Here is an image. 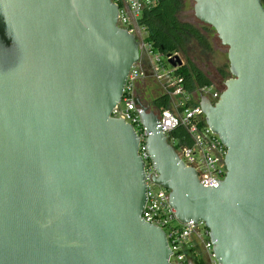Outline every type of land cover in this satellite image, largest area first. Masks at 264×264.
Wrapping results in <instances>:
<instances>
[{"label": "water", "instance_id": "95a60500", "mask_svg": "<svg viewBox=\"0 0 264 264\" xmlns=\"http://www.w3.org/2000/svg\"><path fill=\"white\" fill-rule=\"evenodd\" d=\"M193 2L227 48L218 100L199 99L225 176L203 186L138 97L152 179L177 220L204 222L218 264H264V4ZM118 13L113 0H0V264H169L163 230L141 215L139 138L110 115L130 68L150 74Z\"/></svg>", "mask_w": 264, "mask_h": 264}, {"label": "built area", "instance_id": "2783aa9c", "mask_svg": "<svg viewBox=\"0 0 264 264\" xmlns=\"http://www.w3.org/2000/svg\"><path fill=\"white\" fill-rule=\"evenodd\" d=\"M113 1L119 5L118 26L126 28L137 36L140 41V53L147 60V71L150 73L146 76L141 64L136 63L130 68L120 101L110 114L131 124L139 138L138 153L143 161L146 184L142 218L145 222L163 230L171 252L169 264H188L189 260H194L200 255L199 248L208 258L205 262L218 264L214 259L209 230L204 222L177 220L170 205L169 189L152 179V176L156 178L159 174L147 151L145 143L147 135L135 100L139 97L144 105H149L138 92V87L144 79L151 77L161 86L163 93L170 98V105L164 109L154 110L160 128L182 162L194 168L201 184L208 186L220 182L225 176L227 147L218 134L210 130L206 124L199 99L201 96H206L215 102L222 89L211 83L189 90L185 86L183 76L177 73V67H172L168 63L167 54L153 50L151 44L145 40L146 31L139 25L138 18L144 9L154 6L159 0ZM163 57L170 65L169 68L165 67ZM179 126L186 130L190 143L182 142L181 138L171 135V132Z\"/></svg>", "mask_w": 264, "mask_h": 264}, {"label": "trees", "instance_id": "16d2710c", "mask_svg": "<svg viewBox=\"0 0 264 264\" xmlns=\"http://www.w3.org/2000/svg\"><path fill=\"white\" fill-rule=\"evenodd\" d=\"M184 1L159 0L154 6L142 11L138 23L145 29V40L151 44L153 50L162 54H182L185 57V63L177 67L176 70L178 74L183 76L185 86L189 90H193L198 86L211 84L212 82L191 61L190 43L194 41L204 50H210L211 45L206 36L193 24L180 20L179 13L184 6ZM262 2L264 4V0ZM219 74L222 78H226L228 71L221 68ZM149 105L153 110L164 109L170 105V98L167 94L160 93L153 97ZM171 135L181 138L182 142L190 143V138L182 126L174 129ZM194 262L202 264L201 261L196 259H194Z\"/></svg>", "mask_w": 264, "mask_h": 264}, {"label": "rangeland", "instance_id": "374dc122", "mask_svg": "<svg viewBox=\"0 0 264 264\" xmlns=\"http://www.w3.org/2000/svg\"><path fill=\"white\" fill-rule=\"evenodd\" d=\"M193 4V0H185L184 6L179 13V18L182 21H187L193 24V26L199 29L210 42L211 49L204 50L193 41L190 43V59L196 67L202 70L210 78L213 84L218 88L223 89L224 80L230 76L228 71L229 62L227 59V48L220 43V40L212 27L208 25L205 27V24H202L196 19L193 14ZM178 55L185 63V57L182 54ZM162 60L165 67L169 68L170 65L166 63L164 57ZM221 68L228 71V76L226 78L220 76L219 70ZM138 92L142 99L147 103H150L156 95L163 93L161 86L154 81L153 78L144 79L143 83L138 87ZM203 237L206 238L205 235H203Z\"/></svg>", "mask_w": 264, "mask_h": 264}, {"label": "crops", "instance_id": "0c3cea01", "mask_svg": "<svg viewBox=\"0 0 264 264\" xmlns=\"http://www.w3.org/2000/svg\"><path fill=\"white\" fill-rule=\"evenodd\" d=\"M146 61H147V60H146ZM198 250H199V254H200V255H198L195 259H196L197 261H201L202 264H204L205 261H208V258H206V254H205V252H204L201 248H199ZM192 261H193L194 264H196V263L194 262V260H192Z\"/></svg>", "mask_w": 264, "mask_h": 264}, {"label": "flooded vegetation", "instance_id": "af4514ba", "mask_svg": "<svg viewBox=\"0 0 264 264\" xmlns=\"http://www.w3.org/2000/svg\"><path fill=\"white\" fill-rule=\"evenodd\" d=\"M204 264H209L208 262H205Z\"/></svg>", "mask_w": 264, "mask_h": 264}]
</instances>
